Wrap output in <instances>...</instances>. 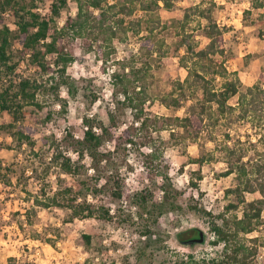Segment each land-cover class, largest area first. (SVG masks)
<instances>
[{
    "label": "rangeland",
    "instance_id": "374dc122",
    "mask_svg": "<svg viewBox=\"0 0 264 264\" xmlns=\"http://www.w3.org/2000/svg\"><path fill=\"white\" fill-rule=\"evenodd\" d=\"M24 1L30 4L32 0ZM51 1L33 0L34 9L42 15L50 14ZM171 1L170 7L160 1L154 10L160 22L155 23L157 26L152 37L163 41L155 46L156 51L148 53L146 50V44L150 46L151 42L146 41L147 31L139 18L143 12L136 9L126 17H134V28L114 38L115 49L106 60L95 55L98 43L94 42L90 48L86 38L69 39L68 49L73 53V60L66 66L69 82L59 86V97L50 90H39L37 99L43 107L26 104L24 115L13 128L7 125L12 121L11 114L5 110L0 112V162L3 165L0 178V264H167L182 253L192 252L198 259L218 254L221 245L211 242L209 215L190 205L217 213L229 198H233L225 189L236 183L235 172L224 171L237 155H243V160L252 156L264 160V97H257L254 108L245 115H240L235 108L218 115L215 123L205 116L197 134L193 128L183 126L181 117L189 114L199 123V108L198 93L186 86H177V81L183 80L187 72L180 61L184 53L180 40L183 35L185 43L194 44L196 48L204 46L208 20L189 15L183 34L181 17L184 9L194 3L209 5L211 17L221 30L219 43L223 48L214 58L226 66L228 77L239 78L241 90L252 84L264 88V0H258L259 6H252L251 0ZM76 9V0H66V5L55 17L57 24L61 25ZM1 14L0 25L3 21L12 29L10 53L18 61L9 79L27 76L47 81L48 85L52 79H57L56 70L42 72L29 61V56L20 57L21 45L16 38L14 16L9 9ZM50 57L46 55V59ZM190 61L188 58L187 63ZM131 67L140 69L138 78ZM113 70L129 72V76L135 78L136 91L145 89L140 93L144 97L142 117H148L143 127L139 125L140 120L134 118V109L120 101L123 98L120 94H114ZM220 80L221 76H216L217 85ZM237 95L230 97L228 103L235 105ZM64 102L65 109H62L60 104ZM110 110L114 114V123L98 146L97 155L101 157L96 160L101 174L98 184L105 182L107 175L117 169L124 176L125 191L132 193L148 184L155 197L160 199L162 189L159 185L165 173L176 189L179 206L161 212L154 223L146 213L140 215L137 207L125 199L107 201V190L93 200L110 207L112 215L109 219L95 216L71 218L65 207L36 202V199L46 201V197L60 186L71 185L81 191L84 181L94 180L95 161L88 152H84L81 159L77 157L74 142L82 138L86 128L82 122L84 115L92 120L94 130L101 133L100 124L112 125L108 115ZM46 111H49L50 118L42 121ZM17 127L31 133L34 145L11 134ZM125 127H129L134 142H127L125 136L120 135ZM44 134L47 138L41 142ZM148 141L162 151L154 160L159 170L153 178L141 177L146 169L143 161L149 150ZM56 145L62 154L77 159L81 164L78 172L62 171L51 158ZM225 145L234 150L233 160L226 154ZM193 157H202L203 160L194 161ZM258 195L257 191L245 192L247 199ZM87 197L92 199L91 194ZM190 227L201 229L204 239L193 244L181 242L176 236L177 231ZM145 228L151 233L142 234ZM85 234L89 235V240ZM257 260L264 264L263 246L258 248Z\"/></svg>",
    "mask_w": 264,
    "mask_h": 264
},
{
    "label": "trees",
    "instance_id": "16d2710c",
    "mask_svg": "<svg viewBox=\"0 0 264 264\" xmlns=\"http://www.w3.org/2000/svg\"><path fill=\"white\" fill-rule=\"evenodd\" d=\"M77 9L73 14H68L61 25L57 24L56 16L60 14L66 0H52L50 2V14L42 15L38 10L34 9V2L30 4L24 0H0V12L6 9L14 16L16 24V38L20 47V57L29 56V61L42 72H58V78L52 79L48 85L47 81H38L36 78L19 77V79H9L12 75L18 61L14 60L11 55V35L12 29L6 22L2 21L0 25V112L5 110L12 116V121L7 123L11 128L24 115L23 107L26 104H33L42 108L43 105L37 99L39 90H50L55 96L59 97V86L67 84L69 81L66 74V66L73 60V53L68 49V41L74 37L86 38L87 46L92 47L94 42L98 43L96 47V56L106 60L111 52L115 49L113 40L122 33H126L135 26L134 17L131 16L136 9L142 10L140 21L143 22V28L147 31L146 44L147 52L156 51L155 46L163 43L153 39L154 29L160 22L159 16L154 13L159 2L162 1L165 7H170L171 0H76ZM252 6H259L258 0H251ZM92 8V9H91ZM97 9V12H94ZM211 7L201 2L194 3L184 9L181 17L180 26L183 34L185 33V23L189 21V15L194 14L196 17L206 18L207 25L205 27V35L207 42L204 46L196 48L194 44L185 43L183 35L180 44L184 45V53L180 56L181 64L186 67V75L183 80L177 81V86L185 87L189 90L196 91L198 94V120L196 123L191 115L181 117V124L185 127H191L197 134L202 126V120L205 116L215 123L218 115H223L227 110H235L238 108L240 115L247 114L257 101V97H264V88L258 84H252L241 90L239 88L238 77H228L226 66L222 61L217 62L214 55L222 52L220 46L221 30L216 21L211 17ZM0 13V20L3 14ZM139 24V22L137 23ZM138 32V28L135 29ZM145 44V43H143ZM50 55V59H46V55ZM188 58L191 59L187 63ZM55 66V67H53ZM125 65L123 64V67ZM135 78H138L139 68L131 67ZM138 76V77H137ZM216 76H221L220 83L217 85ZM53 78V75H52ZM135 78L129 76L127 71L113 70L111 72V80L113 84L114 94H120L123 98L122 103L134 109V118L140 120V127L147 123L148 117L143 114V99L140 95L143 91L137 89ZM236 104L228 103V99L237 94ZM248 97V98H247ZM178 103L177 99H173ZM264 100V98H263ZM251 105V106H250ZM65 109V102L60 104ZM256 110V109H254ZM111 120L110 126L100 124L101 133L94 130L92 120L84 115L82 117L83 125L86 126L83 136L74 142V150L77 157L81 159L84 152H88L94 166V180L83 182L81 191L73 189L71 185L59 187L51 195H48L46 201L36 202L45 205H54L65 207L71 218L82 216H95L109 219L110 207L102 202H96L93 198H97L98 194L107 190L108 194L105 198L107 201L125 199L129 204L137 207V212L142 215L147 214L149 220L156 222L158 215L164 210L177 208L176 189L164 173L163 182L160 183L162 196L160 199L155 197V193L148 184L137 188L132 193L125 191L124 176L117 169L111 171L107 175L105 182L98 184L101 174L99 173L98 163V146L103 139V135L113 126L114 114L108 111ZM35 117V116H34ZM50 118L49 111H46L42 121ZM175 118V117H174ZM177 119V118H176ZM11 134L17 136L21 141L24 140L30 145H34L31 133L24 132L21 127L15 128ZM125 136V141L134 142L130 135L129 127H125L120 132ZM119 135V136H120ZM24 138V139H23ZM47 136L42 135L41 142H45ZM149 140V139H147ZM149 150L145 152L144 167L142 169L143 178H153V174H157L158 163L154 160L161 154V150L153 147V143L149 142ZM224 148L229 155V159L234 155V150L225 145ZM243 155H237V159L230 163L224 173L234 171L236 183L225 189V192L232 194L233 198L225 203L223 208L217 213L206 211L198 208L196 205H190L196 210H203L209 215L208 228L213 237V244H220L221 248L216 256L207 259L204 257L197 258L192 252L179 254L177 257L169 261L167 264H259L257 260V252L259 246L264 247V160L258 159L256 156L242 159ZM51 158L55 160L62 171L67 173H76L81 166L68 154H62L59 146L54 147ZM228 159V160H229ZM194 161L203 160L202 157H193ZM3 165L0 162V178L3 175ZM100 174V175H99ZM198 177L201 174L198 173ZM166 178V179H165ZM192 183H195L192 181ZM257 191L258 196L247 199L245 192ZM87 194H91L92 199H88ZM152 224V223H151ZM141 233H151L150 229H142ZM254 231L258 233L248 235ZM190 234L189 236H187ZM87 240L89 235L85 234ZM177 238L184 243L193 244L196 241L204 239V233L198 227H190L177 231Z\"/></svg>",
    "mask_w": 264,
    "mask_h": 264
}]
</instances>
